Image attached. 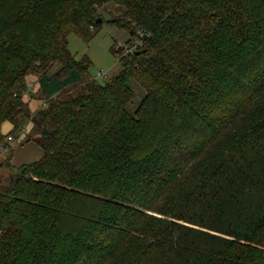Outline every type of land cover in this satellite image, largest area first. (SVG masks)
Returning <instances> with one entry per match:
<instances>
[{
  "label": "trees",
  "instance_id": "16d2710c",
  "mask_svg": "<svg viewBox=\"0 0 264 264\" xmlns=\"http://www.w3.org/2000/svg\"><path fill=\"white\" fill-rule=\"evenodd\" d=\"M108 4L144 46L101 85L69 36ZM5 123L43 156L0 182V264H264V0H0Z\"/></svg>",
  "mask_w": 264,
  "mask_h": 264
},
{
  "label": "rangeland",
  "instance_id": "374dc122",
  "mask_svg": "<svg viewBox=\"0 0 264 264\" xmlns=\"http://www.w3.org/2000/svg\"><path fill=\"white\" fill-rule=\"evenodd\" d=\"M123 12V9L117 7L114 4L105 5L103 8L100 9V13L105 18L106 23L102 26V28H100L96 33H94L93 38L89 42H86L76 33H72L69 36V50L76 57L77 60H82L85 56L89 57L92 62V66L90 68V75L92 78L96 79L101 85L106 83L108 79L117 77L122 70L118 58L113 55L111 49L114 47H118L120 48V50L125 49L127 41L130 37L129 32L125 28L119 27L117 26V24L112 23V21L122 17ZM57 69H53L51 73L55 72ZM99 73H102L101 77L98 76ZM37 80L38 79L36 78H32L30 81V92L32 94H34V91L36 89ZM131 87L135 92V99L129 105L128 110L132 115H134L136 110L140 106L143 98L145 97V91L141 89L135 82L131 83ZM27 100L30 101V107L33 112L36 111L40 106L44 105L42 104L44 102H41L37 99L30 100L29 97H27ZM30 128V126H26L24 130H27L29 132ZM1 131L2 129L0 130V135L4 137H7L10 133H8V131H5L6 134H4V132ZM25 134L23 138H25ZM23 138H15L14 143L18 144L19 147H21L24 141ZM27 157L28 156L26 152L20 153L15 155L14 160L17 163L18 161H24ZM8 159H6V164L10 167L11 162L9 163Z\"/></svg>",
  "mask_w": 264,
  "mask_h": 264
},
{
  "label": "crops",
  "instance_id": "0c3cea01",
  "mask_svg": "<svg viewBox=\"0 0 264 264\" xmlns=\"http://www.w3.org/2000/svg\"><path fill=\"white\" fill-rule=\"evenodd\" d=\"M1 129L4 132V134H6L5 131H8V133L9 132L11 133V131L13 130V126L9 123H5ZM9 137H12V136H7L5 138L4 144L0 145V182H4V183L7 181L11 173L9 165L6 164V159H8L10 150L13 151V159L11 161V164L13 167H20L23 164L33 163L36 160H39L41 156H43L42 149L34 142H30L28 144H25L23 146L21 145V147H19L18 144L14 143L15 137H12L13 141L11 142L9 141ZM23 137L24 135H22V137L19 139H22ZM25 152L27 153L28 157L25 158V160L23 159L24 161H18L16 163V161L14 160L15 155L20 154V153H25Z\"/></svg>",
  "mask_w": 264,
  "mask_h": 264
},
{
  "label": "built area",
  "instance_id": "2783aa9c",
  "mask_svg": "<svg viewBox=\"0 0 264 264\" xmlns=\"http://www.w3.org/2000/svg\"><path fill=\"white\" fill-rule=\"evenodd\" d=\"M143 38L144 34L141 31H138L137 36L133 39L131 43L126 44L125 49L120 50V48L117 47L116 50L117 52L123 51V55L138 52L144 46ZM98 76L101 77L102 73H99ZM9 141H13V138L9 137Z\"/></svg>",
  "mask_w": 264,
  "mask_h": 264
},
{
  "label": "water",
  "instance_id": "95a60500",
  "mask_svg": "<svg viewBox=\"0 0 264 264\" xmlns=\"http://www.w3.org/2000/svg\"><path fill=\"white\" fill-rule=\"evenodd\" d=\"M101 22V20H99V23Z\"/></svg>",
  "mask_w": 264,
  "mask_h": 264
}]
</instances>
